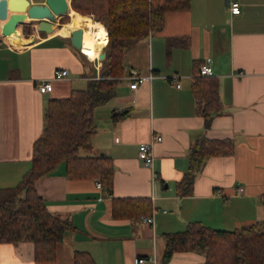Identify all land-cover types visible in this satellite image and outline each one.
Returning <instances> with one entry per match:
<instances>
[{
  "label": "crops",
  "instance_id": "crops-1",
  "mask_svg": "<svg viewBox=\"0 0 264 264\" xmlns=\"http://www.w3.org/2000/svg\"><path fill=\"white\" fill-rule=\"evenodd\" d=\"M240 2L242 10L234 14L228 0H191L189 9L168 12L159 31L130 42L127 72L153 77L131 88L123 76L115 97L95 109L94 150L113 158L112 192L99 188V179L70 178L63 164L38 178L36 188L49 210L70 219L71 226L56 259L36 260L32 241L2 242L0 264H74L75 250L88 251L96 264H133L137 255L147 257V264H205V256L194 251H176L164 262L165 233L183 230L190 221L234 229L264 217V0ZM69 13L66 23L57 18L52 33L38 30L31 19L6 31L0 18V186L18 183L30 168L48 101L100 75L102 63L98 67L95 59L100 53L93 58L81 48L85 56L72 45ZM207 57L224 112L205 128L191 81ZM56 67L67 68L68 75L40 92L37 82L50 78ZM115 109L127 115L115 118ZM156 134L162 139L155 140L153 164L146 165L139 144ZM200 135L232 138L235 150L208 157L193 192L180 195L176 182ZM113 196L150 197L154 222L142 215L115 217Z\"/></svg>",
  "mask_w": 264,
  "mask_h": 264
},
{
  "label": "trees",
  "instance_id": "trees-1",
  "mask_svg": "<svg viewBox=\"0 0 264 264\" xmlns=\"http://www.w3.org/2000/svg\"><path fill=\"white\" fill-rule=\"evenodd\" d=\"M190 3L191 0H71L72 9L91 14L106 27L108 41L100 78H89L86 87H73L69 95L48 101L43 133L34 142L30 168L18 183L0 186V243L32 241L36 260L56 259L58 245L71 221L49 210L45 198L36 188V180L53 172L60 163L64 164L70 178H96L112 192L113 158L94 151V138L98 133L95 109L115 97L117 85L127 73L130 42L159 31L168 12L189 9ZM68 19L66 14L60 21L63 23ZM23 30L31 32L28 26ZM79 51L84 54L80 48ZM191 90L202 102L203 125L208 128L214 118L224 112L219 80L216 76L200 75L195 71ZM125 115L127 112L118 111L113 117ZM234 150L232 138L206 135L196 138L189 149L188 168L176 182L177 193L188 195L193 192L196 174L208 157L230 155ZM152 211L148 196L112 198L115 217L141 216ZM165 237L164 262L176 251H194L205 256V264H264V217L234 229L190 221L183 230L167 232ZM74 264L96 262L88 251L75 250Z\"/></svg>",
  "mask_w": 264,
  "mask_h": 264
},
{
  "label": "water",
  "instance_id": "water-1",
  "mask_svg": "<svg viewBox=\"0 0 264 264\" xmlns=\"http://www.w3.org/2000/svg\"><path fill=\"white\" fill-rule=\"evenodd\" d=\"M70 6L71 0H44V2L0 0V18H7L6 31H11L31 19L30 21L37 25L38 30L50 33L55 30L57 18L69 13ZM69 36L73 46L82 48L83 28L71 30ZM99 56L104 58L105 50Z\"/></svg>",
  "mask_w": 264,
  "mask_h": 264
},
{
  "label": "built area",
  "instance_id": "built-area-1",
  "mask_svg": "<svg viewBox=\"0 0 264 264\" xmlns=\"http://www.w3.org/2000/svg\"><path fill=\"white\" fill-rule=\"evenodd\" d=\"M229 6H230V11L234 14H238L241 12L242 8H241V2L240 0H228ZM95 59L98 61V67L101 66V61L102 58H100V56H96ZM69 71L67 68H63V67H56L53 70L52 76L50 78H45V79H41L37 82V88L40 92H47L52 90L53 88V80L54 79H62L64 77H66L68 75ZM198 74L200 75H214V69L213 66L211 64V57H207L206 61L203 62L202 64H200L198 71ZM153 74L149 73V74H141V73H137L134 71L131 72H127V75H125V78L130 80V87L131 88H136L138 86V84L148 78H152ZM177 75L172 76V80L174 82L177 81ZM97 78H100V75L97 76ZM177 86H180L179 82H176ZM162 139V135L161 134H156L154 135V138L151 141H144L141 142L139 144V149H138V156L144 161V163L146 165H152L153 161H154V142L155 140H160ZM97 186L99 188L102 187V183L101 181H98ZM142 219L145 222H150L153 223L154 222V217L153 214H148V215H142ZM148 258L145 256H135L133 264H147Z\"/></svg>",
  "mask_w": 264,
  "mask_h": 264
},
{
  "label": "bare ground",
  "instance_id": "bare-ground-1",
  "mask_svg": "<svg viewBox=\"0 0 264 264\" xmlns=\"http://www.w3.org/2000/svg\"><path fill=\"white\" fill-rule=\"evenodd\" d=\"M69 14L71 16L70 19L71 30L79 27L83 28L82 48L85 51H87L92 57L96 52L101 53L103 51L104 46L107 43V37H108V33L103 28L102 24L94 22L91 16L80 13L74 9L73 10L70 9ZM3 19L7 20V18H3Z\"/></svg>",
  "mask_w": 264,
  "mask_h": 264
},
{
  "label": "rangeland",
  "instance_id": "rangeland-1",
  "mask_svg": "<svg viewBox=\"0 0 264 264\" xmlns=\"http://www.w3.org/2000/svg\"><path fill=\"white\" fill-rule=\"evenodd\" d=\"M3 19V18H2ZM4 20V19H3ZM69 21V20H68ZM68 21H66V22H68ZM4 22H7V20H4ZM61 22V21H60ZM66 22H63V23H66ZM60 24H62V23H60ZM74 85L76 86V87H86V85H87V82H86V80H84V79H82V80H80L79 82H77V83H74ZM99 117V116H98ZM95 152H99V151H97L96 149L94 150ZM60 164H63V163H60ZM64 165V164H63Z\"/></svg>",
  "mask_w": 264,
  "mask_h": 264
}]
</instances>
